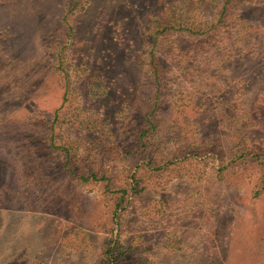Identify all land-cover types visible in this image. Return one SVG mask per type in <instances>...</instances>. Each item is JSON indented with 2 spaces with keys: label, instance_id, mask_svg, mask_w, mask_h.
<instances>
[{
  "label": "rangeland",
  "instance_id": "1",
  "mask_svg": "<svg viewBox=\"0 0 264 264\" xmlns=\"http://www.w3.org/2000/svg\"><path fill=\"white\" fill-rule=\"evenodd\" d=\"M249 153L264 0H0V264H96L113 228L118 264H264Z\"/></svg>",
  "mask_w": 264,
  "mask_h": 264
},
{
  "label": "trees",
  "instance_id": "2",
  "mask_svg": "<svg viewBox=\"0 0 264 264\" xmlns=\"http://www.w3.org/2000/svg\"><path fill=\"white\" fill-rule=\"evenodd\" d=\"M53 125L55 121H52ZM155 131V122L151 117H147L145 126L142 128L140 133L138 134V145H139V156H141L140 161L144 164L145 167L151 168L153 165V158L150 154L152 151V136ZM51 144L53 148H60V146H57L55 144V141L51 140ZM65 151H68L67 149H64ZM245 156V154L243 155ZM246 157H249L252 161H257L260 164L264 165V154H246ZM138 172H134L128 179V182L125 186L121 188L122 194L118 197L117 203H116V211L114 213V222L116 224H119V214L117 213L120 209L124 210L130 203V198L132 196L140 195L143 190V178L138 176ZM84 180H88V177H82ZM95 179H105V177H94ZM262 186L264 188V175L262 179ZM119 209V210H118ZM115 230L117 232H115ZM121 238V230L120 228L114 229L111 231L109 239L107 238L104 242V249L102 252L101 259L96 264H118L120 260L125 258L126 256V250L123 245L120 243Z\"/></svg>",
  "mask_w": 264,
  "mask_h": 264
}]
</instances>
